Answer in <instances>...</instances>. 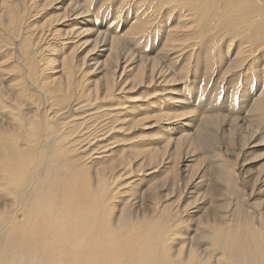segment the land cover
<instances>
[{"label":"rangeland","instance_id":"obj_1","mask_svg":"<svg viewBox=\"0 0 264 264\" xmlns=\"http://www.w3.org/2000/svg\"><path fill=\"white\" fill-rule=\"evenodd\" d=\"M26 1L24 35L30 44L37 42L36 64L41 67L55 57L51 48L61 46L59 37L50 35L52 29L39 37L37 28L62 11L53 8L57 0ZM74 1L86 6L99 29L122 8L115 22H120V34L139 2L147 7L153 20L161 18L160 29L136 49L126 46L149 56V64L169 65L178 82L146 80L114 94L120 88L115 82L110 97L95 102L92 88L102 84L101 72L85 59L77 82L66 90L69 99L58 106L39 87L19 79L18 70L2 79L4 90L10 82H25L34 100L18 106L16 99L0 96V136L7 134L0 138V264H73L63 254L72 250L80 264H264V108L258 106L264 78H256L252 69L264 74L261 51L259 61L246 66L249 71L227 70L243 41L236 32L218 30L209 32L200 46L187 45L180 56H169L170 29L190 23L174 8L157 12L146 0ZM257 3L261 6V0ZM7 34L1 27L0 68L5 71L17 65L20 55L19 36ZM89 48L78 49L77 58ZM174 56L178 58L170 63ZM76 87L91 91L77 98ZM176 98L185 103L176 105ZM34 110L39 121L29 125ZM186 121L190 126L181 128ZM34 204L50 220L49 227L34 231L46 256L32 253L41 244L30 242L28 228H23L33 219ZM61 223L72 228L65 236L58 232ZM81 230L105 243L90 246L92 252L100 249L96 257L88 253ZM23 247L30 251L29 262L17 258Z\"/></svg>","mask_w":264,"mask_h":264},{"label":"bare ground","instance_id":"obj_2","mask_svg":"<svg viewBox=\"0 0 264 264\" xmlns=\"http://www.w3.org/2000/svg\"><path fill=\"white\" fill-rule=\"evenodd\" d=\"M132 1L133 0H131V2ZM146 1L152 7V9H156L157 12H161L162 11L161 9L163 8L166 9L168 6L172 7V9L174 8V10L177 11V16L178 15L183 16L185 17V20L190 22L185 24L184 22L183 23L179 22L183 24L182 27L177 26L176 29H172V28L170 29L169 38H168L169 44H167L165 48V50L167 51V55L169 56H171L172 54L175 55L177 53H179L180 56L183 50L185 52L184 48L187 45L191 47L192 45H195V47L196 45L200 46L202 42L206 39V37H208L209 32L211 31L215 32L218 30H222L223 32L228 30L227 33L224 32V34L227 35L229 34L232 35L233 32H236L243 41V43H239V45L237 44V51L235 53V58L233 61L227 63V67H226L227 70L230 71L239 70L243 67L245 69L246 66L247 67L249 66L251 68L254 62L257 63L259 61V58L260 57L262 58L264 56V2L262 0H261V6H259L257 0H146ZM12 4L13 5L16 4L15 7H9V5ZM25 4H27L26 0H0V28L3 27V29H6L7 33L9 34L7 35L8 36L11 35L12 38L14 37L17 38L19 36L18 42L20 44V48L18 49L20 55L19 57L17 56L18 58V61L16 63L17 65H12L11 69L9 68V71H7L8 69L5 71L4 70L5 67L2 69L0 68V82L2 81V79L5 80L6 77L10 74V72H14L18 70L19 72L22 73L20 78L18 77L19 79H23V81L30 82L31 85L39 87V89L43 92L44 97L47 96V98L51 100L49 102L54 101L55 105L58 106H61L64 102H66L69 99L67 94L68 91L66 90L68 89L69 86H71L72 82H77L75 80L77 71L79 72V68L83 66L85 59H87L85 62L88 63V65L92 64L97 66L98 68H100V72H101V76L99 77V79H101L102 84L99 86V89L96 87V85L94 86V88H92L95 91L94 99H93L94 101L95 99H101V102H103L102 101L103 99L107 100V98H109L112 93L113 87L116 84L115 82H119L120 88L116 89L114 87L115 88L114 94L124 92V90L125 92H129L134 89L132 86L137 84L139 87L140 85H142V83H144L142 81H146V80L147 82H152V81L178 82L174 77V75L171 73L169 69L170 68L169 65L165 64L157 67V65L149 64V59H148L149 56L144 54L136 55L132 53V51H130L129 48L126 46V45L128 46L131 45L136 49L138 46H140V44L143 41H149V38L151 37L152 33L154 34V31L156 29H160L159 27L161 26L160 25L161 18L160 20H153V18H151L150 16V13L148 12L147 7L143 9L144 6H142L140 2H139L140 6L136 8L137 12L134 13V16H132L133 20L132 19H131L132 21L129 20L130 22L129 27L123 33L120 34L119 33L120 22L118 21L116 25L115 22L117 21L118 16H120L121 12L123 11L122 8L119 14L117 13L116 19L114 21H110L106 27H104L103 29H99V25L96 24L97 22L95 23L92 19L89 18V14H88L89 10L88 11L86 10V6L81 5L80 3L74 0H57L54 3L53 8L56 10L61 9L62 13L58 14L59 16L55 14L57 15V17H55L54 19H52L51 18L52 16H50L48 22L40 24L37 29L38 32L41 33V34L38 33L39 37L44 35L45 30L48 32L50 31V29H52L50 35H55L59 37V39L56 40L58 42L57 43L58 46L59 47L61 46V49L57 50L55 47L56 45L55 46L53 45L55 48L50 47L51 48L50 52L56 55L54 58L51 59L47 58L48 60L46 59V57H44V59L47 60V64H41V67L39 66L40 63L38 65L36 64L38 62L37 54L40 53L37 42H35L34 44H30V36L28 35V33L24 35V33H26L24 29L26 28L25 26H23L22 23L24 22V16H25V13L23 12L26 9V6H24ZM94 20H96V18ZM59 25H64V26L68 25V26L67 29L60 30V28H58ZM69 27L70 29H68ZM53 29L55 31H53ZM182 31L184 32L183 35L179 36V33L180 32L182 33ZM34 36L37 37L35 33ZM50 38L52 39V37ZM126 40L128 44L126 43ZM89 46L90 48L86 51L83 57L81 59H78L76 56V54L78 53L77 50L80 49L82 51L88 48ZM180 46L182 47L184 46V47L181 50H179L178 47ZM68 48L69 51L67 50ZM63 50H66L67 53L65 54L64 53L65 51L63 52ZM260 51L261 54L260 57H258ZM60 52L62 53L60 54ZM97 56H104V58L99 61ZM47 57L49 56L47 55ZM176 58L178 57L177 56L170 57L169 62L172 63V60ZM90 61H93V63H91ZM262 61L264 62V58H262ZM252 69L254 70V74L256 78L260 80L264 78V74L262 75V72L259 69H254L253 67ZM256 74H258L259 77L256 76ZM18 81L19 80H16L15 82H10L11 83L10 86L6 87L7 90H4L3 86L5 87V85L1 84L0 96L6 100L16 99V104L18 106H21L22 102L24 101H29V104L30 102L32 103L34 100L33 96L31 95L32 93H30L27 86H25L24 84L25 82H18ZM92 82H96V81H92ZM123 82L126 83L129 82L130 84L131 82H133L134 84H132L129 87L126 86L125 83ZM58 83L60 84L58 85ZM76 91L78 98L80 96L85 95L86 93L87 94L90 93L91 89L90 87L85 89L84 88L80 89L76 87L75 92ZM98 91L99 93H96ZM92 92L91 94H93ZM174 103L176 105H182L181 103H185V101L181 98H176L174 99ZM74 105L77 106V104ZM258 106L260 109L264 108V97H262V99L258 101ZM28 113L29 112H27L26 114ZM10 116L12 115L10 114L9 117ZM38 117L39 114L36 113L34 110V112L32 111L29 114V116L27 117L29 118V120L28 122L26 120V122L30 125L32 120L39 121ZM17 120L18 118L15 121ZM187 123L188 121H186L185 123L182 122L180 127L181 128H184L185 126L189 127L190 124ZM0 124L3 125L2 122ZM8 124L11 125L14 123L7 122V125ZM17 124H19L18 121ZM17 126L19 127V125ZM14 133L16 135V132ZM2 134L3 132L1 129L0 135ZM6 135L7 134H4L3 137L0 136V138H2L1 141L5 138ZM34 205L35 207L37 206V208L35 210L33 209L34 211L32 216L33 219L31 220L30 219L31 217H29L27 219V222H29L27 223L28 225L23 224L24 229L28 228L27 229V231H29L28 239L30 240V242L33 241L36 242L38 238V235H36L34 231H39L40 229L43 228V225H45L44 227L46 226L49 227L50 225V220H48L45 217V215L41 213L42 211L39 210L41 206L38 207L37 204ZM31 213L29 215H31ZM62 218L64 219V217ZM62 225L63 224L61 223V226H58V232H60L61 235L65 236V233L72 230V228L68 225H64V226ZM95 228L96 226L90 227V229L88 230L89 233L92 232V230ZM81 232L86 237L85 240L87 241L86 244H89L86 245V248H88V253L90 252L91 256L96 257L97 256L96 254L100 251V249H95L92 252L91 251L92 247L90 246L103 247V245L101 244H105V243L102 242V240L99 237L90 238L89 234H84L85 230H81ZM36 244H41V243L38 240ZM39 247H43L44 249L39 250ZM39 247L37 248V250L33 251L32 253L35 255L46 256L47 253V250L45 249L46 246L41 244V246ZM69 247L70 246H67V248ZM26 248L27 247L25 248L23 247L22 249H20L21 250L20 253L23 254H18L17 258H19V260L26 259V262H29L31 259V254L30 251H28L29 249L27 250ZM74 252L75 251L72 250V254H70L64 251L63 254H68L65 260H69L73 264H80L81 262L78 259V257H73ZM71 258H73V260H71Z\"/></svg>","mask_w":264,"mask_h":264}]
</instances>
